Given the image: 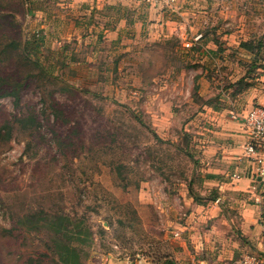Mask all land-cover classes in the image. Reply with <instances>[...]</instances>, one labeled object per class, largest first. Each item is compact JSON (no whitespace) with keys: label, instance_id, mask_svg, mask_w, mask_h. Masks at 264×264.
<instances>
[{"label":"rangeland","instance_id":"obj_1","mask_svg":"<svg viewBox=\"0 0 264 264\" xmlns=\"http://www.w3.org/2000/svg\"><path fill=\"white\" fill-rule=\"evenodd\" d=\"M105 1L0 0V93L16 92L0 97V235L11 215L30 214V222L23 218L14 229L12 246L42 264H66L51 261L57 259L53 232L36 227L45 214L62 212L70 219L66 234L80 231L71 243L81 264H110L111 258L264 264L263 213L250 236L240 228L243 210L221 207L233 237L212 248L180 226L197 211L185 196L212 195L194 171L193 143L201 129L189 120L198 109L196 92L217 93L230 81L219 78L216 65L208 68L214 78L207 84L174 73L194 59L196 33L187 34L191 46L182 47L179 39L153 41L148 34L153 42L143 43L130 25L119 34L106 31L107 13L114 20L120 10ZM134 1L128 5L164 7ZM213 2L216 8L225 2L228 27L241 30L233 39L263 42V58L264 0ZM224 17L217 15L215 23ZM232 50L224 52L228 60L242 57V50ZM27 223H33L29 230ZM0 249L13 264L1 240Z\"/></svg>","mask_w":264,"mask_h":264},{"label":"crops","instance_id":"obj_2","mask_svg":"<svg viewBox=\"0 0 264 264\" xmlns=\"http://www.w3.org/2000/svg\"><path fill=\"white\" fill-rule=\"evenodd\" d=\"M87 1L92 3L94 0ZM213 1L216 0H175L172 6L157 9L137 3L128 5L135 2L134 0L105 1L111 8L120 10L114 20L107 13L106 31L113 29L119 34V31L130 25L136 31L137 39L143 35V43L172 37L179 39L182 47L190 44L185 41L187 34L196 33L195 36L199 37L191 43L197 51L196 56L191 58L189 68L179 66L174 73L181 77L188 74L190 78H197L202 84H207L214 78L208 68L216 65L219 67L215 70L219 78L230 81L226 88L218 89L217 93L207 89L198 90L195 97L199 101H194L198 109L189 120L192 128L201 129L200 139L193 143L192 157L193 164L196 165L194 171L202 179L204 190L212 195L199 199L191 195L185 196L188 206L198 212L190 210L186 225L180 226L187 229L185 234L193 240H204L205 246L210 248L216 241L225 244L233 237L227 227L229 218L221 212V207L233 206L242 209L240 228L244 234L250 236L255 230L251 226L257 227L263 220L261 214H264V175H258L257 162L244 154L243 145L248 140V134L242 120L232 117V113H244L254 104L264 102V69L260 66L264 63V57L259 55L263 42L258 40L251 45L245 39H233V33L241 30L228 27L230 21L224 13L228 8L225 2L220 8H216ZM217 15L225 17L215 23ZM147 34L154 36L153 41H149L151 39ZM231 48L232 51L242 50V57L236 56L235 60H228L224 52ZM224 66H229L227 72ZM194 67L195 73L192 74L190 69L193 70ZM159 75L169 76L166 71ZM199 114L202 118H199ZM195 248L197 250L199 245L196 244ZM178 263L182 264L180 261ZM110 264L131 262L127 258H111ZM136 264L146 263L138 260Z\"/></svg>","mask_w":264,"mask_h":264},{"label":"trees","instance_id":"obj_3","mask_svg":"<svg viewBox=\"0 0 264 264\" xmlns=\"http://www.w3.org/2000/svg\"><path fill=\"white\" fill-rule=\"evenodd\" d=\"M5 95H16V92L13 89H5L3 93H0V97ZM7 125H4L3 127H6ZM44 214V213H43ZM46 217L44 220H42L40 223L36 224V227H46L47 230L53 232V236L51 238V249L54 251V254L57 255V259L51 258L52 262H63L66 264H81V256L79 252L76 250V247L73 246L71 243L72 238L74 237L73 234H79L80 231H74L69 233L71 235L66 234L68 232V229L66 225L70 223L69 217L62 213V212H55L50 215L45 214ZM32 216L30 214H25L22 218L20 217H14L11 215V221L10 226L8 228H4L2 234L0 235V240L2 241V245L5 248L7 254L10 256L9 258H12L15 264L17 261H23L24 263L29 264H42V260L40 258H33L32 255L26 254L22 251H18L17 248H15L13 243L16 241V234L14 235V229H17L18 224H22V219L27 218V220L30 222L31 219H28ZM33 225V223H27L25 224V229L29 230L30 226ZM57 235V237L55 236ZM66 237V241H65ZM75 238L78 239V236L75 235ZM1 251V249H0ZM11 254V255H10ZM173 260H168L167 264H177L174 263ZM47 264V262H45ZM0 264H6L5 260L2 259L0 255Z\"/></svg>","mask_w":264,"mask_h":264},{"label":"built area","instance_id":"obj_4","mask_svg":"<svg viewBox=\"0 0 264 264\" xmlns=\"http://www.w3.org/2000/svg\"><path fill=\"white\" fill-rule=\"evenodd\" d=\"M157 6H172L175 0H147ZM188 45V44H186ZM233 118H240L248 134L243 145L244 154L257 162L258 175H264V102L251 106L244 113H232ZM128 259V258H127ZM244 261H247L246 259Z\"/></svg>","mask_w":264,"mask_h":264}]
</instances>
